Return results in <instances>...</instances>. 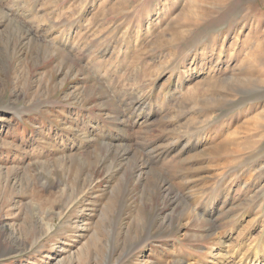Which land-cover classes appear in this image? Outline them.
<instances>
[{
  "label": "rangeland",
  "instance_id": "1",
  "mask_svg": "<svg viewBox=\"0 0 264 264\" xmlns=\"http://www.w3.org/2000/svg\"><path fill=\"white\" fill-rule=\"evenodd\" d=\"M0 264H264V0H0Z\"/></svg>",
  "mask_w": 264,
  "mask_h": 264
},
{
  "label": "bare ground",
  "instance_id": "2",
  "mask_svg": "<svg viewBox=\"0 0 264 264\" xmlns=\"http://www.w3.org/2000/svg\"><path fill=\"white\" fill-rule=\"evenodd\" d=\"M16 28V27H15ZM19 37V36H18ZM13 38V37H12ZM69 69V68H68ZM100 88V86H98ZM105 94V93H104ZM194 95V94H193ZM192 96V95H191ZM140 109V108H139ZM101 110V109H100ZM174 114V113H173ZM172 114V115H173ZM173 119V118H172ZM188 123V122H187ZM186 124V123H185ZM184 127V126H183ZM177 129V128H176ZM185 129V128H184ZM235 130V129H234ZM170 131V130H169ZM188 133V132H187ZM171 138V137H170ZM105 148V147H104ZM184 148V147H183ZM148 154V153H147ZM154 158V157H153ZM151 160V159H150ZM140 161V160H139ZM140 164V163H139ZM148 172V171H147ZM164 182V181H163ZM171 185V184H170ZM160 186V185H159Z\"/></svg>",
  "mask_w": 264,
  "mask_h": 264
}]
</instances>
